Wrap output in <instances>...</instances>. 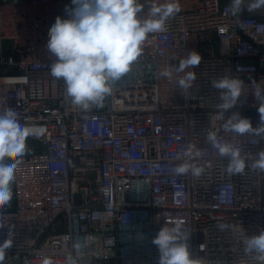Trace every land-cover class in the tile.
Here are the masks:
<instances>
[{"label":"built area","instance_id":"obj_1","mask_svg":"<svg viewBox=\"0 0 264 264\" xmlns=\"http://www.w3.org/2000/svg\"><path fill=\"white\" fill-rule=\"evenodd\" d=\"M247 2L233 16L223 0H179L167 31L151 34L103 105L84 111L51 76L56 58L46 50L48 31L56 17L69 18L71 0H0V109L43 129L28 137L13 198L0 209V243L10 232L13 239L3 264H41L45 256L66 264L76 241L84 244L72 251L78 264H158L152 240L176 221L199 264H255L242 241L264 229V172L246 167L229 176L227 158L205 135L217 131L250 158L264 151V138L224 133L215 119L220 90L212 81L228 75L244 87L226 117L238 112L253 127L260 123L253 91L264 87V17L248 12ZM190 51L202 60L184 90L177 83L184 73L171 80L159 73ZM189 144L201 152L198 178L174 173ZM222 223L231 227L220 230Z\"/></svg>","mask_w":264,"mask_h":264},{"label":"clouds","instance_id":"obj_2","mask_svg":"<svg viewBox=\"0 0 264 264\" xmlns=\"http://www.w3.org/2000/svg\"><path fill=\"white\" fill-rule=\"evenodd\" d=\"M71 3L74 7H65L69 18L58 16L50 27L46 50L56 58L50 65L51 76L63 81L66 96L84 111L93 105H103L106 96L112 94L113 85L127 75L144 54L151 43V34L167 31L169 18L181 11L179 0H165L164 3L154 0H71ZM244 6L245 0H231L232 15L237 16ZM145 8L147 13L142 15ZM258 9H264V0H248V11ZM201 60L197 51H190L186 58L180 60L178 67L164 68L159 75L171 80L174 75L184 73L177 83L181 89L188 90L196 81V73L192 69L199 66ZM212 86L220 90L215 119L220 121L222 131L264 138V87L257 86L253 91L260 102L257 109L260 123L253 127L251 119L238 112L225 115L243 94V82L225 75L213 80ZM42 134L43 129L22 124L13 108L0 109V209L9 205L13 198L16 161L25 154L28 137L39 138ZM205 135L206 142L218 151L219 156L227 158L224 171L229 176L243 174L246 167L264 172V151L250 158L242 155V150L234 144L225 142L217 131L208 130ZM200 156L201 152L189 144L182 155H177L176 159L183 162L175 166L174 173L200 177L205 170L198 162ZM6 160L11 162L6 163ZM102 191L110 194V189ZM218 227L224 230L231 225L222 223ZM189 237L190 233L183 230L180 221L173 226L164 224L152 240L159 252L158 264H199L192 257ZM242 242L245 254L250 255L255 264H264V229L258 235L245 234ZM12 243L10 232L8 238L0 243V264H3L4 254ZM83 247L84 244L76 241L72 251L78 255ZM72 251L66 255V264H78ZM41 264L54 262L45 256Z\"/></svg>","mask_w":264,"mask_h":264},{"label":"crops","instance_id":"obj_3","mask_svg":"<svg viewBox=\"0 0 264 264\" xmlns=\"http://www.w3.org/2000/svg\"><path fill=\"white\" fill-rule=\"evenodd\" d=\"M223 1L231 3V0H223ZM248 12H252V13L257 14L260 17H264V9H258L256 11H248Z\"/></svg>","mask_w":264,"mask_h":264}]
</instances>
